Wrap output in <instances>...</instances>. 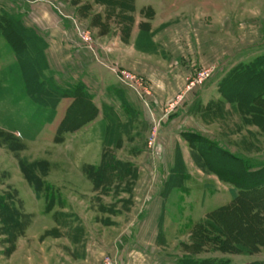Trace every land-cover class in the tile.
Segmentation results:
<instances>
[{"label": "rangeland", "instance_id": "rangeland-1", "mask_svg": "<svg viewBox=\"0 0 264 264\" xmlns=\"http://www.w3.org/2000/svg\"><path fill=\"white\" fill-rule=\"evenodd\" d=\"M0 20V204L21 216L0 264H264L230 182L264 169V0H0Z\"/></svg>", "mask_w": 264, "mask_h": 264}, {"label": "trees", "instance_id": "trees-1", "mask_svg": "<svg viewBox=\"0 0 264 264\" xmlns=\"http://www.w3.org/2000/svg\"><path fill=\"white\" fill-rule=\"evenodd\" d=\"M10 23L12 24V26H11ZM10 23H9L10 25L7 26L6 24L1 22V20H0V34L1 35L7 37L8 33L10 31H11L12 34L13 33L14 34H18L17 30L15 28H13V26H15V21L10 22ZM10 26H11V29H10ZM8 40H9L8 42L10 43L11 47L15 50V46L13 45L14 41L10 40V39H8ZM35 41L36 40L33 38V42L34 43H35ZM20 42L22 44L23 50L27 51L29 49L30 43L32 41L24 39V38H21ZM36 44H38V43H36ZM70 96H71L70 99H72V101L75 102V103L76 102H81L82 99H83V96H81V97L78 96V95H76V96L75 95H70ZM253 99H254V101H256V103L258 102L257 106L253 107L254 108V113L258 114L259 118H261L262 116L264 118V88L261 91H256L254 93ZM84 103H85L86 107H88L89 110L91 111L92 116L91 117H87L86 115H82L79 119H77V120H75L73 122L74 125H72V126H69V124H70L69 122L70 121L68 120V117H66L64 119V121L62 122V124L58 128V132H57L58 135L62 136L65 133L75 132L76 130H79L84 125H86L87 123H89V122H91L92 120L95 119L96 111L94 110V107L91 104V102L85 101ZM198 150H202L201 153L204 154V155L208 154V153H205L206 151L202 147H199ZM192 156H193V159H194L197 167L199 169H201L202 171H205V169L207 167V163L201 157L200 152L199 153L198 152H194ZM221 158H223V157H221ZM229 159L233 163H236V164L242 166V161L239 158L230 155ZM22 171H23V173L25 175V178L27 179V182L29 184L30 183L33 184L34 183L33 180H31L30 176L27 174V171L23 167H22ZM242 171H243V174L241 175L242 177L239 176V175L236 176L234 174V177H235L236 180H231L230 181L231 184H234L237 188H239L241 190V192H240L241 194L239 195V198H237L236 202L234 203V206H232V207H234V209H236L235 213L238 214V215L240 213V210H239L240 207L247 206L252 211L253 216L256 215V214H258L260 216H264V201L262 200V198L264 197V169H261L260 171H257V172H254V173H248V172L245 171V169H243ZM245 177H250L252 179H256V181L253 182L250 185L242 184L240 179L242 178V180H244ZM0 206H1L0 218L2 219V225L5 226V227H8V228L12 227V230H10V231H13V229L15 230V229L19 228V226H20L19 225V219H20L21 216L19 215L18 211H16L10 205L0 204ZM225 210H227V208L219 210L215 215H219L221 212H223ZM5 211H10L12 214L10 213V215H5ZM5 218H7L9 220H7ZM208 222H211V221L209 220ZM235 232H236V234L238 236L239 232L238 231H235ZM230 250H233V249H230ZM230 250H228V251L224 250L223 252L224 253H229ZM236 251L243 252V251H239L238 249H236ZM230 252H232V251H230ZM243 253H245V252H243ZM188 260H191V259H188ZM189 262H192V261H189ZM253 264H259V263H253Z\"/></svg>", "mask_w": 264, "mask_h": 264}, {"label": "crops", "instance_id": "crops-1", "mask_svg": "<svg viewBox=\"0 0 264 264\" xmlns=\"http://www.w3.org/2000/svg\"><path fill=\"white\" fill-rule=\"evenodd\" d=\"M1 39V38H0ZM8 47H9V49H11V51H9V52H12V50H13V48L10 46V45H8ZM8 50V49H7ZM14 53V52H13ZM12 53V54H13ZM12 58H14V56H12Z\"/></svg>", "mask_w": 264, "mask_h": 264}, {"label": "built area", "instance_id": "built-area-1", "mask_svg": "<svg viewBox=\"0 0 264 264\" xmlns=\"http://www.w3.org/2000/svg\"><path fill=\"white\" fill-rule=\"evenodd\" d=\"M138 92H139V91H138ZM139 95H140L142 98H144L143 95H142V93L139 92Z\"/></svg>", "mask_w": 264, "mask_h": 264}]
</instances>
